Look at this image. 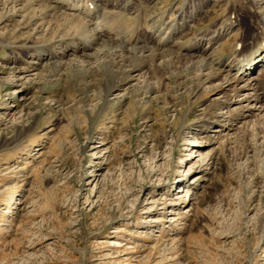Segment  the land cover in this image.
Returning a JSON list of instances; mask_svg holds the SVG:
<instances>
[{"label":"rangeland","instance_id":"obj_1","mask_svg":"<svg viewBox=\"0 0 264 264\" xmlns=\"http://www.w3.org/2000/svg\"><path fill=\"white\" fill-rule=\"evenodd\" d=\"M199 1L130 71L119 42L51 48L62 20L0 0V264H264V58L233 81L264 0ZM95 3L157 26L183 0Z\"/></svg>","mask_w":264,"mask_h":264},{"label":"bare ground","instance_id":"obj_2","mask_svg":"<svg viewBox=\"0 0 264 264\" xmlns=\"http://www.w3.org/2000/svg\"><path fill=\"white\" fill-rule=\"evenodd\" d=\"M34 1L35 0H26V9H24L27 10L25 11V13H28V17L27 15H23V17L26 16L29 21L37 18V21H39L38 27L41 26L44 21V17L47 15H50L52 17L57 16L58 18H56V20H62L61 26H58L59 28H61L62 32L59 34L57 32L58 35L56 36L52 35L53 38L50 43L51 48L58 45H66L69 50L80 52V50L84 51L85 48L96 46V44L99 42H104L107 40L110 42H119L117 47H120L121 52L115 54L116 57L121 55V53H124V51L135 53V55H132L130 56V58H128L129 64H127V66L128 70L130 71L139 69L143 65L144 58L146 56L147 58H150L149 60H154L156 57H162L163 52H159V49L157 50L158 52H155L157 48L153 50L155 44L160 43L161 40L157 41L154 40V38L159 37L161 31L163 29H166L168 31V33L166 32L168 35L166 37L163 36L165 37V39H163L164 42L162 45H168V43L172 42V40L174 39V35L177 34L180 30H183L188 22L192 20L194 16H196L200 9L199 6L203 5V2L199 0H183L181 7L177 10L176 17L173 18L171 22L166 23L164 21L165 23H163L161 21V23H159L157 26H151L146 22L143 6H140L139 4H137L136 7V14L132 19L127 21L126 19H123V16L125 15V8L121 7V9L111 11L103 6H100L99 3H95V1L99 2V0H52V2L49 0H45L44 4H42L43 6L39 10L40 12L37 13L39 15H36L34 11L29 13L30 10L34 9L33 7H30V5ZM49 2L51 3V5L49 4ZM66 9L72 11L70 16H72L73 18L69 19L64 15L66 14ZM6 15H8V17L10 16L9 14L5 13V16ZM8 17H5V19H7ZM105 24H108V26H114L115 29L116 27L119 28V26L124 25L127 31L124 32L123 36L121 37L119 36L120 33L112 36L111 33L102 31V28L103 26H105ZM263 35L257 36L254 40L253 45L249 46L246 50L247 52L244 53L240 60H238L242 61L244 59V63L242 64V69L238 68L240 70V73L233 80L234 88L236 90L252 88L258 81L255 76L251 75L250 69L264 58ZM77 41H80V44ZM192 44L189 43L188 45H177H182L179 46V48H190L191 46H193ZM145 50L149 51L147 55H144L143 53L145 52ZM53 52V56L58 54L55 51ZM53 52L50 51L49 55L46 57L50 58V53ZM166 52H171V50ZM64 53H66L65 49ZM136 53L139 54L136 55ZM20 70H22L23 72L27 71V69L25 68H22ZM210 76L214 77L212 75ZM227 99L231 100L230 97ZM253 99L257 101L260 99V96L255 95ZM233 115L235 118H239L244 114L243 112H236Z\"/></svg>","mask_w":264,"mask_h":264}]
</instances>
